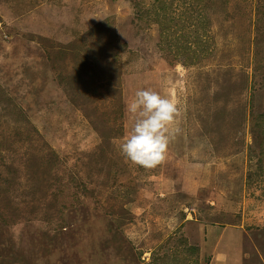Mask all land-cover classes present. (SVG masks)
<instances>
[{
  "label": "rangeland",
  "instance_id": "obj_1",
  "mask_svg": "<svg viewBox=\"0 0 264 264\" xmlns=\"http://www.w3.org/2000/svg\"><path fill=\"white\" fill-rule=\"evenodd\" d=\"M161 1L141 21L133 0H0V264H264V0ZM186 12L211 44L196 67L161 37ZM147 89L180 115L140 169L121 145Z\"/></svg>",
  "mask_w": 264,
  "mask_h": 264
},
{
  "label": "trees",
  "instance_id": "obj_2",
  "mask_svg": "<svg viewBox=\"0 0 264 264\" xmlns=\"http://www.w3.org/2000/svg\"><path fill=\"white\" fill-rule=\"evenodd\" d=\"M58 2V0H56ZM147 0H133V8L135 9L134 14L138 16V19L141 21H144L145 17L150 12V9L145 4ZM158 1V0H155ZM204 2L205 0H195V5H199L201 2ZM20 2V0H17V4ZM175 0H172V5L174 4ZM162 7H163V0L161 1ZM172 7V6H171ZM190 10L194 9V5H190ZM17 9H21V4L17 6ZM171 10V8H170ZM164 12L167 11V9L163 10ZM187 20H177L174 17H169L168 15L163 17L161 19L162 24V32L161 37L166 41L172 38L173 45L176 46V48L180 51L179 55H176L180 58H185L187 65L191 66H198L202 60L205 54L210 50L211 44L208 41L202 40V36L200 34L201 27L198 26L194 30H192L190 27H188L187 24L194 25L195 23V15H189L186 12ZM186 25H185V24ZM174 26V27H173ZM140 30H143L144 28L139 25ZM189 29V30H187ZM164 31V32H163ZM205 35V33H203ZM194 44V47L191 45ZM168 51L170 49L168 48ZM116 52L119 53V50L117 49ZM255 58L256 60V66H255V73L256 76H260L264 80V43L263 45H257L255 43ZM172 66L175 65L176 59L169 60L168 61ZM250 116L252 117V128L251 131L253 133L254 138L256 141H260L264 145V103H262L258 97L255 94L251 95L250 100ZM263 153H261L258 156H261ZM256 158V153L250 154V159L254 160ZM262 161V159H260ZM130 163H132L129 160ZM138 168L144 169L143 167L138 165ZM264 175V168L259 165L256 168V171L249 172L248 175V182H261V177ZM43 236V235H42ZM44 237V236H43ZM45 238V237H44ZM47 241V239L45 238ZM184 252L189 255L190 257H193L194 254L199 252L198 247L194 248H184ZM158 262H161L159 258H157ZM206 263L209 264L210 258H207ZM162 264L168 263V258L164 257V259L161 262ZM176 264H200L199 259L194 260L192 258H186V256H181L177 260ZM259 264L261 263V260L259 261Z\"/></svg>",
  "mask_w": 264,
  "mask_h": 264
},
{
  "label": "clouds",
  "instance_id": "obj_3",
  "mask_svg": "<svg viewBox=\"0 0 264 264\" xmlns=\"http://www.w3.org/2000/svg\"><path fill=\"white\" fill-rule=\"evenodd\" d=\"M127 110L137 118L121 145L123 155L145 169L162 165L174 138L171 128L180 115L177 102L151 89L139 90Z\"/></svg>",
  "mask_w": 264,
  "mask_h": 264
}]
</instances>
